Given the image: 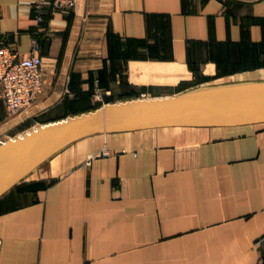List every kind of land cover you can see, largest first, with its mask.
Here are the masks:
<instances>
[{"label":"crops","instance_id":"0c3cea01","mask_svg":"<svg viewBox=\"0 0 264 264\" xmlns=\"http://www.w3.org/2000/svg\"><path fill=\"white\" fill-rule=\"evenodd\" d=\"M34 3L0 0V39L24 57L39 39L46 80L15 114L0 88V143L92 111L97 90L115 102L193 79L188 65L264 80V0H78L43 22ZM0 264H264V123L63 149L0 197Z\"/></svg>","mask_w":264,"mask_h":264},{"label":"water","instance_id":"95a60500","mask_svg":"<svg viewBox=\"0 0 264 264\" xmlns=\"http://www.w3.org/2000/svg\"><path fill=\"white\" fill-rule=\"evenodd\" d=\"M261 123H264V80L115 101L0 143V197L58 152L95 135Z\"/></svg>","mask_w":264,"mask_h":264},{"label":"built area","instance_id":"2783aa9c","mask_svg":"<svg viewBox=\"0 0 264 264\" xmlns=\"http://www.w3.org/2000/svg\"><path fill=\"white\" fill-rule=\"evenodd\" d=\"M78 0H35L33 8L39 22L45 20L42 9L50 4L54 9L75 8ZM42 44L34 38L31 51L28 56H21L18 50L5 44L0 39V88L3 100L9 113L15 114L29 108L36 103L44 91L45 77L42 71L43 56ZM143 95V96H142ZM142 97L146 96L142 93ZM95 105L106 106L111 101L105 100V93L96 91L93 96ZM105 149L103 154H107ZM92 158V157H91Z\"/></svg>","mask_w":264,"mask_h":264},{"label":"rangeland","instance_id":"374dc122","mask_svg":"<svg viewBox=\"0 0 264 264\" xmlns=\"http://www.w3.org/2000/svg\"><path fill=\"white\" fill-rule=\"evenodd\" d=\"M188 68H190V66L188 65ZM191 69V68H190ZM204 74V73H203ZM231 73H226V72H217L215 76H210V75H206L204 74L203 77H201L200 79H190L188 80V86L184 89H179L177 84L174 83H168L167 84H159L156 87V90H153L151 93H147V92H140V95L142 93H145L146 96H166V95H173V94H177V93H181L184 91H188V90H192V89H196V88H200V87H207V86H214V85H220V84H228V83H234V82H239L241 79H237L235 77L230 76ZM194 78V77H193ZM137 93H132L130 95H127L123 98L120 99H116V100H129L132 98H140ZM143 96V95H142ZM107 102V100H106ZM113 102V101H111ZM101 103L97 104L94 108H99L101 106ZM98 106V107H97ZM93 109V110H95ZM92 110V111H93ZM41 126L37 121L36 118L33 119V121L31 122V125H28V127H26L23 131H20L21 133L19 135H23L37 127ZM17 137V136H16Z\"/></svg>","mask_w":264,"mask_h":264},{"label":"trees","instance_id":"16d2710c","mask_svg":"<svg viewBox=\"0 0 264 264\" xmlns=\"http://www.w3.org/2000/svg\"><path fill=\"white\" fill-rule=\"evenodd\" d=\"M41 43V42H40ZM191 68V69H190ZM190 70L191 71H193V74H194V80H196V79H200L201 77H203V74H202V71H201V68H199V67H194V66H190ZM188 80H183V81H180L177 85H178V87H179V89L178 90H180V89H184V88H186L187 86H188V82H187ZM132 93H137L138 95H140V92H137V91H132ZM131 93V94H132ZM107 98H109V97H106V100L107 101H112L113 99H112V96H111V98H109V99H107ZM168 128H173V127H168Z\"/></svg>","mask_w":264,"mask_h":264},{"label":"bare ground","instance_id":"6f19581e","mask_svg":"<svg viewBox=\"0 0 264 264\" xmlns=\"http://www.w3.org/2000/svg\"><path fill=\"white\" fill-rule=\"evenodd\" d=\"M171 70H173V69H170V67H167V66H164V67L155 66L154 68H146L145 69L146 73L147 72H152V73H159L160 75H162V73L165 74V73H167V72H169ZM183 72L185 73V70H183ZM148 77L149 76H145V78H143V79L147 80ZM200 88H202V87H200Z\"/></svg>","mask_w":264,"mask_h":264}]
</instances>
